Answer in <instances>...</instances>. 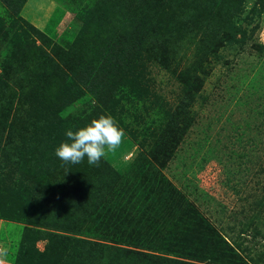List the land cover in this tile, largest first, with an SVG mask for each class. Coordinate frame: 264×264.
Here are the masks:
<instances>
[{
  "label": "rangeland",
  "instance_id": "rangeland-1",
  "mask_svg": "<svg viewBox=\"0 0 264 264\" xmlns=\"http://www.w3.org/2000/svg\"><path fill=\"white\" fill-rule=\"evenodd\" d=\"M146 1L0 0L3 261L264 264V0Z\"/></svg>",
  "mask_w": 264,
  "mask_h": 264
},
{
  "label": "clouds",
  "instance_id": "clouds-1",
  "mask_svg": "<svg viewBox=\"0 0 264 264\" xmlns=\"http://www.w3.org/2000/svg\"><path fill=\"white\" fill-rule=\"evenodd\" d=\"M65 135L68 142L61 143L55 149V156L62 164H80L86 156L89 165L99 166L105 150L115 151L125 133L112 116L102 115L78 131H66ZM4 255L6 253L0 250V256ZM0 264H4L2 259Z\"/></svg>",
  "mask_w": 264,
  "mask_h": 264
},
{
  "label": "trees",
  "instance_id": "trees-1",
  "mask_svg": "<svg viewBox=\"0 0 264 264\" xmlns=\"http://www.w3.org/2000/svg\"><path fill=\"white\" fill-rule=\"evenodd\" d=\"M143 4H144V8L142 9L141 8V4L140 5H137V7H136V10H139V11H143L144 12V10H146V9H148V6H150V4H148L147 3V1L146 0H143ZM141 65H138L137 66V69L140 67ZM142 68V67H141ZM142 77V79L145 81V79H144V76L142 75L141 76ZM6 209H8V208H6ZM5 213L3 214L4 216L3 217H11V213L9 212V211H4ZM226 243V242H225ZM227 245H228V243H227ZM18 259H19V257H18ZM177 263V262H176ZM14 264H18V262H16V263H14ZM177 264H190V263H177Z\"/></svg>",
  "mask_w": 264,
  "mask_h": 264
},
{
  "label": "crops",
  "instance_id": "crops-1",
  "mask_svg": "<svg viewBox=\"0 0 264 264\" xmlns=\"http://www.w3.org/2000/svg\"><path fill=\"white\" fill-rule=\"evenodd\" d=\"M4 264H9V263H7V262L4 261Z\"/></svg>",
  "mask_w": 264,
  "mask_h": 264
}]
</instances>
